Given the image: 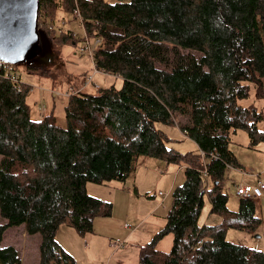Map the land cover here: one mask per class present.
<instances>
[{"label": "trees", "instance_id": "1", "mask_svg": "<svg viewBox=\"0 0 264 264\" xmlns=\"http://www.w3.org/2000/svg\"><path fill=\"white\" fill-rule=\"evenodd\" d=\"M77 1L90 36L102 41L98 70L121 78L123 86L66 97L61 126L53 112L33 120L31 87L0 70V264H22L15 247L2 246L4 234L20 226L41 236L39 264H76L56 240L59 229L86 235L97 218L111 217L113 204L91 196L87 185L126 183L141 157L186 168L165 227L140 249L139 264H264L262 251L226 236L262 223L256 202L240 200L238 211H231L222 186L227 168L239 169L231 133L244 129L252 145L264 140L257 128L263 113L239 105L252 88L264 101V0ZM75 5L41 0L40 22L57 16L54 7ZM39 30L53 43H76ZM26 67L31 74L44 68ZM158 125L178 126L206 154L209 187L200 154L168 148ZM214 150L220 157L210 159ZM206 196L211 213L223 218L217 226L198 224ZM169 235L171 251L158 250Z\"/></svg>", "mask_w": 264, "mask_h": 264}, {"label": "rangeland", "instance_id": "2", "mask_svg": "<svg viewBox=\"0 0 264 264\" xmlns=\"http://www.w3.org/2000/svg\"><path fill=\"white\" fill-rule=\"evenodd\" d=\"M106 1L111 4L117 2V0ZM55 12H58L57 16H45L55 24L57 32L55 34L70 37L76 43L62 46L61 42L53 43L47 37L49 43L48 46L44 45L47 54L41 62L44 65L42 70L31 74L25 65H18L13 70L21 77L22 82L31 87L32 93L28 97V105L31 108L32 119L39 120L53 112L58 124L63 126L67 92L77 89L72 93L83 90L89 94H96L98 92L96 85L101 89L112 87L120 89L123 80L103 72L94 75V66L90 57L81 53L83 48L81 40L83 35L87 36L84 40L99 38L90 36L85 21L81 28L72 7H54L52 14ZM183 52L187 54V51ZM194 55L201 57L198 53ZM61 64L65 67L59 72L55 71V67L62 66ZM90 77H93V82L86 86ZM68 88L69 91H66ZM56 93L61 97H56ZM239 105L247 108L254 106L264 116V101L257 99L254 88L251 89L249 98L239 101ZM42 109H45V112L41 115ZM257 128L264 133V120ZM158 129L164 131L167 136L168 148L182 155L200 154L197 145L182 133L178 126L158 125ZM230 138V147L239 169H245L255 176L261 174L264 179V140L252 145L249 134L244 129L236 133L232 132ZM1 159L0 156V161ZM185 168L183 164L170 165L161 159L141 157L136 171L126 183L116 181L102 185L89 183L87 191L91 196L113 204L112 216L97 218L93 232L86 235L79 234L70 226H62L56 236L57 242L76 264H139L140 249L165 227L172 203L171 188L173 185L175 188L183 185ZM239 169L228 167L222 184L223 192L229 196L228 208L235 212L238 211L241 200L236 195V185L243 181ZM257 180L258 178L249 176L245 182L253 185ZM160 193L168 197L163 198ZM210 209L211 202L206 196L198 222L201 227H213L222 223V216L212 214ZM256 211L257 217L262 220L257 228L230 229L226 236L228 242L232 244L264 253V199L256 203ZM3 223L4 219L0 216V225ZM9 231L11 232L6 238V244H14L18 247L22 264H39L41 236H29L24 227L12 228ZM14 231L18 232L16 237L12 235ZM173 243L174 238L169 235L159 243L158 250L168 253Z\"/></svg>", "mask_w": 264, "mask_h": 264}, {"label": "water", "instance_id": "3", "mask_svg": "<svg viewBox=\"0 0 264 264\" xmlns=\"http://www.w3.org/2000/svg\"><path fill=\"white\" fill-rule=\"evenodd\" d=\"M40 4L41 0H0L1 63L17 67L38 62L44 66V45L48 46L49 40L39 30ZM64 67L57 66L55 71Z\"/></svg>", "mask_w": 264, "mask_h": 264}, {"label": "built area", "instance_id": "4", "mask_svg": "<svg viewBox=\"0 0 264 264\" xmlns=\"http://www.w3.org/2000/svg\"><path fill=\"white\" fill-rule=\"evenodd\" d=\"M75 4L76 5H75V9H74V15L76 17V21L81 25V28H83L85 20L82 16V13H81V10L78 6L77 0H75ZM40 27L45 28V29L47 28V29H49V31H56L55 24H53L47 17H43L41 22L39 20V28ZM84 37L87 38V36L83 35V38L81 40L83 43V48H81V53L83 55L86 54L90 57L92 64L94 66V75H95L98 72H101L98 70V67L96 65L95 55L98 52V50L100 49V47L102 46V41L100 39H96V38L91 39V40H88V39L84 40ZM1 69H5L4 77L6 79H8L9 81H11L13 83H20L21 77L15 71H13V69H14L13 66L8 67L6 64L0 62V70ZM93 77H90L86 86L89 85L90 83L92 84ZM95 87L97 90L101 89L97 85ZM74 91H76V90H74ZM74 91H72V92H74ZM79 91H83V90H79ZM72 92H67L66 97L73 94ZM55 96L61 97V95L59 93H56ZM44 112H45V109H42L41 113H44ZM185 135L188 136L187 133H185ZM199 153H200V157H201L202 164L204 167L202 170V174H203V177L205 178L206 183L209 187L211 185V179H210V175L208 173V170H206L208 157L203 152H199ZM219 155L220 154L217 152V150H214L210 153L209 158L210 159H217L220 157ZM240 172L242 173L243 181L241 183H239L238 185H236L237 197L240 198L241 200H247V201L249 200V201H254L256 203L259 202L264 196V179L262 178L261 174H259V176L256 175V177H258V179H259L257 184L251 185V184L246 183L244 179H246L249 176H255V175L251 174L249 171H246L245 169H240ZM160 196H162L163 198L168 197V195L162 194V193H160ZM201 244H202V241H200L198 243V245H201Z\"/></svg>", "mask_w": 264, "mask_h": 264}, {"label": "crops", "instance_id": "5", "mask_svg": "<svg viewBox=\"0 0 264 264\" xmlns=\"http://www.w3.org/2000/svg\"><path fill=\"white\" fill-rule=\"evenodd\" d=\"M70 87H72V86H70ZM69 87V88H70ZM69 88L66 90V91H69ZM71 89H74L73 87L71 88ZM78 89H80V88H78ZM77 90V89H76ZM239 171H240V169H239ZM253 178H255V179H257L258 177H256V176H252ZM245 180V179H244ZM259 181V179L257 180V182ZM257 182L255 183V184H253V185H256L257 184ZM249 184V183H248ZM252 185V184H251ZM174 185L172 186V188H171V190L173 191L174 190ZM171 194V193H170ZM169 194V195H170ZM100 199V198H99ZM263 199H264V196H263V198L259 201V203L260 202H262L263 201ZM96 222V221H95ZM4 223H5V221H4ZM3 223V224H4ZM95 224V223H94ZM20 227H24V226H20ZM14 228H17V227H14ZM12 229V228H11ZM11 229H9V230H11ZM7 231L5 234H4V236H3V241H2V246L3 247H8V246H13V247H15L17 250H19L18 249V247L16 246V245H14V244H12V245H8V244H6V238H7V236H8V234L11 232V231ZM18 234V232H16V231H14L13 233H12V235L14 236V237H16V235ZM10 243V242H9Z\"/></svg>", "mask_w": 264, "mask_h": 264}, {"label": "flooded vegetation", "instance_id": "6", "mask_svg": "<svg viewBox=\"0 0 264 264\" xmlns=\"http://www.w3.org/2000/svg\"><path fill=\"white\" fill-rule=\"evenodd\" d=\"M40 20V19H39Z\"/></svg>", "mask_w": 264, "mask_h": 264}]
</instances>
